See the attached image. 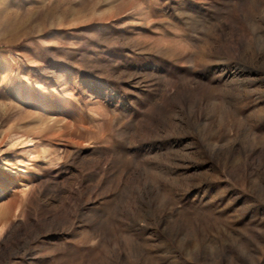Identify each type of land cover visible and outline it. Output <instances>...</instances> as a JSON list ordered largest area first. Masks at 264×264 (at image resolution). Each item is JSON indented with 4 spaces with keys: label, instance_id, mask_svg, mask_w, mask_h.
Segmentation results:
<instances>
[{
    "label": "rangeland",
    "instance_id": "374dc122",
    "mask_svg": "<svg viewBox=\"0 0 264 264\" xmlns=\"http://www.w3.org/2000/svg\"><path fill=\"white\" fill-rule=\"evenodd\" d=\"M0 264H264V0H0Z\"/></svg>",
    "mask_w": 264,
    "mask_h": 264
}]
</instances>
